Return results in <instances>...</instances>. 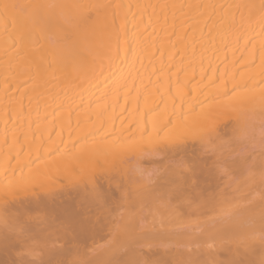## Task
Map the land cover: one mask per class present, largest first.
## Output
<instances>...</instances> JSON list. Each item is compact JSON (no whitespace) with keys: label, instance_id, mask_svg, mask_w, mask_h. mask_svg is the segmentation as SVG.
<instances>
[{"label":"bare ground","instance_id":"bare-ground-1","mask_svg":"<svg viewBox=\"0 0 264 264\" xmlns=\"http://www.w3.org/2000/svg\"><path fill=\"white\" fill-rule=\"evenodd\" d=\"M262 6L0 0V264H261L264 190L192 223L264 172Z\"/></svg>","mask_w":264,"mask_h":264},{"label":"rangeland","instance_id":"rangeland-1","mask_svg":"<svg viewBox=\"0 0 264 264\" xmlns=\"http://www.w3.org/2000/svg\"><path fill=\"white\" fill-rule=\"evenodd\" d=\"M122 68V69H121ZM131 67H130V65H123V66H121V67H112V70L110 71V74L102 81V83H100V85H99V87H100V89H99V87H97L99 90H98V95H101L102 97H103V95H104V93H106V92H104L105 91V89L107 90V89H109L110 88V86H112V85H114L113 87H115L116 85H119V84H117V83H121L123 80H125L127 77L129 78V76L131 77L132 75H133V71H134V69H130ZM137 69V68H136ZM137 70H135V72H136ZM146 72H148V71H146ZM145 71H141V72H136V76L138 77L137 78V80L138 81H136V82H138V83H142V80H143V83H146L147 81L150 83H146V87L145 88H147V86L149 87V85L150 86H152L153 84H154V82H155V85H156V82H157V84L160 82V81H162V80H160V79H162L161 77H162V74L160 75L159 74V72H153V74H150L149 72L148 73H146ZM170 72H171V70H170ZM139 73V74H138ZM143 73V74H142ZM141 74V75H140ZM159 75H160V79H159ZM166 75H167V73H166ZM179 75V74H178ZM163 76H165L164 74H163ZM156 77H157V79H159V80H155V81H153L154 79H156ZM164 78H166V77H164ZM150 81H149V80ZM140 80V81H139ZM152 81V82H151ZM163 82V81H162ZM190 82H192V81H190ZM203 82V80H201V82L200 83H202ZM108 83V84H107ZM111 83V84H110ZM142 83V84H143ZM161 83V82H160ZM159 83V84H160ZM152 84V85H151ZM158 84V85H159ZM108 85H109V87H108ZM112 87V88H113ZM142 88H144V86L142 87ZM103 89V90H102ZM102 93L103 92V95L102 94H100V92ZM122 97H124L123 95H122ZM121 97V95H120V97H119V101H117V103H115L116 105H117V109L114 111V112H116V115L115 116H117V117H120V115L121 116H123V113H124V116H126L127 114H126V112L129 110L128 109V105H129V103H125V105H124V101L121 99L122 98ZM177 101H175V103H176ZM123 105H124V112L123 111H121V112H123V113H117V111H118V109H122V107H123ZM131 106V105H130ZM129 106V107H130ZM108 109H110V108H108ZM108 109H107V111H108ZM109 113V112H108ZM127 113H129V111L127 112ZM106 114V113H105ZM109 116V115H108ZM64 118V117H63ZM117 119V118H116ZM46 120H44V122H45ZM125 122H127V120H124ZM38 122H39V124L42 122V121H40V120H36L35 122H33L28 128L27 127H25L24 129H23V133H24V131L25 132H28V130H32L33 128H35V127H37L36 125H38ZM36 124V125H35ZM34 125H35V127H34ZM132 125V127L130 126L129 128H128V131H130V128H131V131H132V128H133V125H137L136 123L134 124V123H132L131 124ZM135 128V127H134ZM260 128H261V131L264 129V124H262V125H260L259 127H258V130L260 131ZM264 131V130H263ZM126 133V136H124L125 138H123V139H126V141L124 140H122L124 143L122 144V145H124V146H126V145H129V139H131V137H132V139L130 140L131 142H132V140L135 138V135H134V133H133V131L132 132H128V134H127V132H125ZM132 133V134H131ZM131 134V135H130ZM133 135H134V137H133ZM128 139H127V138ZM130 142V143H131ZM111 169V171H113V167H110ZM110 171V172H111ZM110 173L109 172V168H106V169H104L103 170V173ZM81 174H84V173H81ZM261 174V173H260ZM264 174V172L262 173V175ZM77 175H78V173H77ZM85 175V174H84ZM261 175V177L262 178H260V177H258L257 178V180H253L254 182L255 181H258V182H256V183H258L259 185H260V187H259V185H258V188L256 187V183H255V187H252L251 188V191L249 190L250 188V186L249 187H245V188H247V189H245V188H243V189H241V188H238L235 192H233L234 193V199L233 200H231L229 197L228 198H226V199H228V200H224L223 201V198L221 199L222 200V202L220 201V202H216V204L215 205H213V206H216V207H214V208H212V211H213V214H212V211H210V210H208V212L210 213H206V211L207 210H205L203 213H204V216H203V214H201L200 215V218L199 217H195V219L197 220L196 221V223L194 222V223H192V224H197L198 223V221H199V223H201L202 221H201V218H203L202 220H204V218H206L207 220H208V218H209V220L208 221H210V219L212 218V219H214V217L217 215V217H219L220 215L223 217H220V219H224L225 217H227L228 216V214H229V212L232 210V209H234L235 208V206L236 205H239L240 204V202H239V200H241V198H239V197H237V196H242V198H244V197H246V196H250V198L251 197H254V196H256L257 195V193H258V191L260 190V192H262L264 189V187H262L263 185H264V176H262ZM66 181H63V180H60L59 181V183L61 184V185H63L64 183H65ZM251 182V181H250ZM68 183V182H67ZM66 183V184H67ZM252 184H254V183H252ZM65 185V184H64ZM249 188V189H248ZM255 188V189H254ZM257 188V189H256ZM253 189H254V192H253ZM247 190L249 191L248 193H247ZM262 190V191H261ZM14 191V189H10L6 194H11V192H13ZM240 191V192H239ZM257 192V193H256ZM238 193V195L236 196L235 194H237ZM14 194V193H13ZM259 194V193H258ZM245 195V196H244ZM240 196V197H241ZM235 197H237L236 199H235ZM231 198H233V197H231ZM224 199H225V197H224ZM230 199V200H229ZM239 202V203H238ZM243 203V202H242ZM214 209V210H213ZM155 210V209H154ZM156 210H158V209H156ZM152 211V210H151ZM215 212V213H214ZM148 213V212H147ZM152 213H154V211L152 212ZM155 213H157V211H155ZM162 214V213H161ZM212 214V215H211ZM148 215H151V213L149 212V214ZM160 214L158 213L157 215H155L156 217L158 216V218H161L160 216H159ZM209 215V216H208ZM142 216H144V214L142 215ZM145 216H146V214H145ZM152 217H154V214H152L151 215ZM148 217V216H146V217H148L149 219H150V221H148L149 223H151L154 219L155 220H158V218L156 219V217H154V219L152 218V217ZM162 216V215H161ZM192 216V215H191ZM201 216H203V217H201ZM163 218H162V221H164L165 219H164V214H163V216H162ZM143 218V217H142ZM189 219H190V216L188 217ZM199 218V219H198ZM145 219V218H144ZM148 219V220H149ZM153 219V220H152ZM186 219V218H185ZM184 219V220H185ZM188 219V220H189ZM191 219H193L192 217H191ZM190 219V220H191ZM195 219H193L194 221H195ZM218 219V218H217ZM217 219H215V220H217ZM142 220V219H141ZM152 220V221H151ZM183 220V221H184ZM188 220H185L184 222H185V224L187 223L188 225H189V222H191V221H193V220H191V221H188ZM214 220V221H215ZM219 220V219H218ZM218 220H217V222H218ZM145 221V220H144ZM144 221H141V222H139V223H142L143 225H144V223H146V224H148L147 223V219H146V222H144ZM182 221V223H184ZM201 221V222H200ZM220 221V220H219ZM154 222V221H153ZM157 222H160V219L157 221ZM204 222H207L206 220H204ZM154 223H156V222H154ZM186 224V225H187ZM264 224L262 225V228H260V235H263L264 236ZM210 227V226H209ZM204 230V229H203ZM206 232V231H205ZM204 233V232H203ZM208 233V232H207ZM207 233H205V234H207ZM209 233H211V232H209ZM203 237H204V234H203ZM207 237H208V234H207ZM204 240H205V242H207L208 240H206V237L204 238ZM211 240V239H210ZM204 243V242H203ZM208 243V242H207ZM215 243V242H214ZM199 244V243H198ZM205 244V243H204ZM216 244V243H215ZM214 244V245H215ZM209 245V243L207 244V246H205V245H202V246H205V247H210V246H208ZM213 245V243H212V246H214ZM211 246V247H212ZM215 246H218V244H216ZM210 247V248H211Z\"/></svg>","mask_w":264,"mask_h":264},{"label":"snow or ice","instance_id":"snow-or-ice-1","mask_svg":"<svg viewBox=\"0 0 264 264\" xmlns=\"http://www.w3.org/2000/svg\"><path fill=\"white\" fill-rule=\"evenodd\" d=\"M5 8L9 7V5H4ZM264 7V6H262ZM5 19L3 16H0V20ZM264 239V237H262ZM126 264H141L140 261L137 260H129L126 262ZM143 264H150L148 261H144ZM174 264H195V262L190 261V260H181L178 259L174 262ZM213 264H246L245 261L240 260V259H233L229 261H221V262H213ZM261 264H264V261H261Z\"/></svg>","mask_w":264,"mask_h":264}]
</instances>
